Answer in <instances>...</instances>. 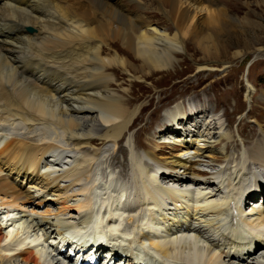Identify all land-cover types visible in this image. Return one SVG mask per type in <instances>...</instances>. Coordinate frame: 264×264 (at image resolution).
Here are the masks:
<instances>
[{
	"label": "bare ground",
	"instance_id": "6f19581e",
	"mask_svg": "<svg viewBox=\"0 0 264 264\" xmlns=\"http://www.w3.org/2000/svg\"><path fill=\"white\" fill-rule=\"evenodd\" d=\"M150 2L165 15L170 29L160 22L158 26L164 30L155 27L154 21L146 18L149 13L141 14L145 9L141 3H137V11L126 12L119 0H0V264H63L61 251L46 239L63 236V230L71 226L87 230L92 237L101 232L102 202L96 205L95 200L102 190L86 183L98 176L94 174L100 166L97 158L109 152L101 154L94 147L107 142L117 147L109 160L117 175L108 176L109 182L121 185L120 191L130 190L135 197L134 203L124 206L130 215L122 233L131 239L127 244L118 242L122 260L131 261L135 254L153 264H264V257L250 260L254 252L249 246L246 253L237 248L254 241L255 248L264 247V214L244 217L240 207L244 196L247 205L250 200L258 202L255 193L247 192L264 181V124L256 116L259 111L264 118V106L249 110L242 105L248 125L238 114L231 121L228 111L219 106L231 99L224 96L228 90L222 89L226 86L223 81L220 88L214 84L188 99L191 107L184 104V108L168 112L171 118L182 115L179 125L192 124L174 134L167 111L161 114L163 106H149L153 108L151 117L137 120L141 109H132L129 100L110 90L116 80L108 74L122 69L132 75L134 66L129 58L138 60L140 72L149 75L168 70L185 50L183 38L188 34L196 42L202 36L219 38L211 30L243 26L262 30L263 26L247 18L241 22L229 17L230 0ZM199 9L209 13V22L198 18L200 11L195 10ZM27 27L35 33L27 34ZM251 50L248 46L233 58ZM216 56L208 58L219 61ZM203 71L216 70L200 69ZM232 85L236 87L230 88L235 101L238 85ZM260 86L243 88L251 99L254 91L260 93ZM156 114L160 117L153 126L143 129ZM223 119L228 128L237 124V133L233 129L232 135L224 133L220 125ZM15 120L27 126L41 122L61 130L72 151L57 153L54 145L39 144L24 133L13 132L8 125ZM167 135L176 140L170 144L160 141L164 146L154 150L153 145H158L154 138L161 140ZM185 139L187 144L182 147L194 155L176 157V144ZM197 143L203 148L196 149ZM222 143L225 148L218 152ZM165 149L171 151L163 154ZM149 160L175 170V174L155 176ZM219 163L229 165L227 193L222 198L221 182L216 183L220 172L201 170L202 166L216 169ZM208 174L212 176L203 177ZM252 177L254 182L250 183ZM162 181L204 186L206 191L200 192L195 205L182 203L186 210L181 219V208L175 205L181 202V190L160 185ZM33 185L45 193L33 192ZM159 194L170 197L173 204L162 207ZM50 204L57 205L54 217L40 215L35 209ZM149 205L159 211L147 218L145 208ZM168 207L172 218L164 214ZM153 225L164 226L166 236L153 234ZM247 229L251 234L245 239L242 233ZM110 231L111 239L117 240L113 234L116 226ZM178 233L189 237L178 239Z\"/></svg>",
	"mask_w": 264,
	"mask_h": 264
},
{
	"label": "rangeland",
	"instance_id": "374dc122",
	"mask_svg": "<svg viewBox=\"0 0 264 264\" xmlns=\"http://www.w3.org/2000/svg\"><path fill=\"white\" fill-rule=\"evenodd\" d=\"M134 1L135 0H126L123 11L127 10L132 5L136 6L137 3H141L145 8L141 14L149 13L151 16L148 15L146 18L153 20L155 23V27L163 29L162 27L158 26L160 22L162 24L161 26H164V28H171L172 25L167 22V18L165 17V15L161 13L156 7L151 6V0ZM263 1L264 0H230L227 5L228 9L231 10V13L229 10L227 12L229 17L234 18L235 20H240L241 22L242 19L247 18L254 23L262 25V30L250 26H243L244 28L239 27L240 29L233 28L230 31L225 30L216 32L214 30H211L210 32H213L219 38L211 39V37L205 38V36H202L198 38V40L196 39V42L191 41L192 39L190 38V34H188V36H185V38H183L184 45H186V47L184 46L185 50L181 51V54H178L176 56L174 66L172 68L161 72H153L149 75L147 72H140L141 66L138 60L129 58V61L131 60L130 63L134 66V69L130 70L135 74L132 73V75H129L122 69H112L108 71V74L113 76L116 80L114 86H112V89L110 90L121 95L123 98H126V100H129V105L132 109H141L142 113L140 112L137 120H148L151 117L150 114L153 112V108H149V106H163V108L161 109V114H164L167 109L175 108L177 105L183 106V103L186 107H191L192 103H189L188 99L197 95L204 88H211L214 84L218 88H220V83L225 81L226 86H223L222 89L228 91L224 92V96L230 97L231 99L229 100V102L219 103V106L225 111H228V115H230L231 121L232 118H234L235 121L238 114L242 115L241 122L245 125H248L246 123V114H244V111L241 112L242 105L246 104V107H244V109L247 108L249 110H257L259 109V106H264ZM248 5L250 8L248 7ZM142 6L138 4V7L141 8ZM195 11L199 12L200 9ZM200 13L198 14V18L202 21L209 22V20H211L208 17L209 13L208 15L204 11H200ZM169 34L172 35L173 32L170 31ZM113 45L118 46L116 43H114ZM248 46L252 47L253 50L241 55L240 57L233 58V56L238 51H244V49L248 48ZM113 49H115V47ZM104 50L107 54L106 56H108L107 49L104 48ZM109 53L113 55L112 52ZM207 55H217L216 57H219L221 61L210 60ZM135 68L138 70H136ZM202 68H213L216 71L214 73H210L207 71L200 72V69ZM232 83L238 85L235 101L232 99V92L230 88L236 87H234ZM253 85H261L260 93L254 91L251 95V99H249L248 93H245L246 90H244L243 86L245 88H249V86L253 87ZM146 110L147 113H145ZM222 114L223 111L218 113V115ZM261 115L262 114L258 111L256 114V116L258 117L257 120L261 119L260 122L264 124V118H262L263 116ZM90 116L94 117V115ZM158 117L160 116L157 114L154 115L148 123L143 125V129L152 127L153 123ZM220 125H222L221 122ZM236 125L237 124L233 126L231 124L230 127L234 129V127H237ZM138 126H140V123L138 124ZM47 129L49 133L48 135L44 136L43 140L45 139L46 142H54L59 146H63L62 149L64 151H70L72 149L70 142L67 143V138H64L66 137L64 132H62L61 130H58L57 132V130L55 129H50L49 125L47 126ZM51 135L55 136L52 137ZM52 139L57 142L52 141ZM154 140L158 145H160H153L152 148L154 150L157 148L160 149L164 146L160 144V140L157 136L154 138ZM197 145L198 148H203V146L199 147V143H197ZM103 150L106 149L99 150L101 154L103 153ZM167 150L168 149L163 150V154H165V151L167 152ZM170 151L171 150H168V152ZM176 152L177 151H175L174 153L176 157H186L188 155L187 153L177 154ZM168 154L169 153H167V155ZM124 157H127V155ZM119 158H121V156H119ZM104 159L105 156L99 157L100 161ZM108 173H110V170H108L106 174ZM100 180H106V178H104V176H101ZM36 189L41 193H45V190H43L40 186L33 185L32 191L34 192ZM76 189L78 188H74L73 190L75 191ZM56 208V204H50L42 205L41 207H37L35 209L39 214L52 216L57 212ZM47 211H50L52 215H48L46 213ZM54 243V245H56V247L60 249V246L57 245L56 242ZM70 253L71 250L66 251L67 255H69ZM261 255L262 253L258 254L256 258H259ZM70 260H72L73 262L74 259Z\"/></svg>",
	"mask_w": 264,
	"mask_h": 264
}]
</instances>
